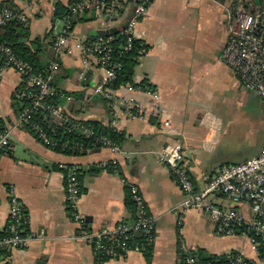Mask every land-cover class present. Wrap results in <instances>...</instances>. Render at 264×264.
Wrapping results in <instances>:
<instances>
[{"label": "crops", "instance_id": "obj_1", "mask_svg": "<svg viewBox=\"0 0 264 264\" xmlns=\"http://www.w3.org/2000/svg\"><path fill=\"white\" fill-rule=\"evenodd\" d=\"M72 1L0 0V5L27 15L30 41L50 36L44 43V69L57 57L52 44L64 26L61 19L55 18V6L60 3L69 7ZM235 1L153 0L149 5L135 31V40L148 52L139 60L134 82L146 80L161 96L160 115L155 119L129 118L122 104L124 99L135 98L150 108L152 97L148 92L126 88L116 91L111 111L103 99L93 95L103 73L90 72L81 79L80 53L57 57V88L83 96L73 110L72 102L64 101L60 107L77 120L101 122L124 133L126 140L118 151L104 148L98 153L71 157L45 147L32 132L18 127L21 110L16 107V99L22 77L0 67V127L10 135V146L0 158V233L5 232L9 221L13 191L24 207L25 230L30 236L26 250L13 252V264H96L92 248L78 237L79 225L66 202L62 166L73 165L81 168L79 213L90 232L134 223V208L130 211L126 204V188L130 186L138 188L155 219L151 261L148 252L131 253L105 264H184L188 255L200 251L218 257L242 253L253 264H264L247 237H218L214 225L197 210L188 211L179 226L174 210L184 197L169 169L157 157L166 147L183 143L185 166L196 190L204 191L208 181L224 167L261 154L264 102L245 90L220 60L230 36L227 12ZM133 8L131 2L129 13ZM89 14L84 19L73 18L72 47L105 32L94 13ZM129 16L115 28L125 27ZM164 121L170 122L171 135L162 130ZM113 162L116 166L100 167ZM209 199L219 208H228L222 196ZM239 210L250 218L247 206ZM0 264L8 263L0 260Z\"/></svg>", "mask_w": 264, "mask_h": 264}, {"label": "built area", "instance_id": "obj_2", "mask_svg": "<svg viewBox=\"0 0 264 264\" xmlns=\"http://www.w3.org/2000/svg\"><path fill=\"white\" fill-rule=\"evenodd\" d=\"M153 0H78L70 6L73 17H83L93 12L104 31L115 28V25L125 18L132 17L125 24L119 35L126 42L121 46L120 56L129 53L135 42V31L138 24L147 14ZM134 4L129 13L127 6ZM243 0H236L227 12L229 22V41L220 55V60L231 69L241 86L255 93L264 102V13L251 14L242 8ZM63 29L53 41L52 49L57 57L61 55L82 56L81 79H86L90 72L103 73L100 82L94 87L93 95L108 102L111 111L115 108L113 102L115 92L110 86L121 69L115 58L114 41L116 36L99 37L90 41L77 43L72 47L73 21L71 17L61 19ZM17 22L28 26L27 15L16 9L0 7V30L9 23ZM1 70H13L18 73L23 84L17 93L18 99L25 105L18 119V127L28 126L34 137L45 147L56 150L59 148L55 139L58 129L73 118L63 109L47 100L57 96L54 87L55 73L60 68L58 62H52L47 72L35 70L33 65L21 59L7 44L0 42ZM123 88L129 91L137 90L131 85ZM122 89V88H121ZM152 97L150 108L135 98L124 99L122 104L126 114L133 119H155L160 115L161 96L155 90L147 91ZM67 102H73V97L62 96ZM37 116L41 121H35ZM162 130L171 135V124L163 122ZM77 127L73 126L74 131ZM83 133L89 135L85 129ZM107 148L118 151L119 147L104 140ZM10 146V135L7 130L0 134V158ZM62 148L68 149V144ZM157 157L163 166L169 169L182 194L183 201L174 210L178 217L179 226L184 221L185 214L197 210L205 215L215 227L218 237H247L258 251L257 239L264 242V148L261 154L245 163L224 167L212 177L204 191L196 190L191 176L185 166L184 145L176 142L161 150ZM116 166V162L104 163L101 168ZM65 177L66 202L73 220L79 225L78 237L84 239L92 248L96 264L119 260L131 253L146 254L156 240L155 219L151 216L148 204L141 192L135 186H130L131 198L134 203V223L120 224L113 229H103L90 232L85 220L79 213L82 198L80 182L81 168L79 166H62ZM210 196H222L228 201V208L222 209L210 201ZM11 209L5 232L8 235L0 237V260L13 264L12 254L29 247L30 236L25 230L27 224L24 207L17 197L11 193ZM241 206H247L250 218L246 219L240 212ZM228 264H253L242 253L228 254ZM264 262V261H263ZM184 264H197V260L188 255Z\"/></svg>", "mask_w": 264, "mask_h": 264}, {"label": "trees", "instance_id": "obj_3", "mask_svg": "<svg viewBox=\"0 0 264 264\" xmlns=\"http://www.w3.org/2000/svg\"><path fill=\"white\" fill-rule=\"evenodd\" d=\"M77 1L78 0H73L70 6ZM219 1L224 2L225 0ZM70 6L65 7L60 3H57L55 6V18L59 20L66 17H71L74 27L75 19H73L74 17L71 15ZM0 7L15 9L8 5H0ZM242 8L251 14H257L258 12L264 13V0H253V3L251 0H243ZM89 13L91 12L86 13V15L83 16V19L86 18L85 16H90ZM86 20L88 21L89 19ZM30 36L31 35L28 26L19 24L17 22L9 23L0 30L1 43L9 45L21 59L33 65L35 70L39 72H47L48 68H42L41 62L45 56L44 43L49 39L50 36L48 35L44 39L36 38L32 41H30ZM125 44L126 42L124 38L118 34L115 37L114 47L116 49L115 58L117 62L121 64V69L117 73V77L110 88L113 90H120L127 85H131L135 89L143 92L155 90L152 86L149 85L146 80L141 82L140 84H136L134 82L135 69L139 63L140 58L148 52V48L145 47L141 42L135 40L132 51L129 53H125L123 56H120L119 48ZM53 62H60L59 58H53ZM54 87L57 89L58 94L57 96L47 100L48 103L61 106L62 102L66 101V99H64L62 96L73 97L74 101L71 103V107L73 110L74 107H77V104L79 105V103L83 99L82 95H70L60 91L57 88L55 80ZM105 103L108 104L107 101H105ZM24 105L25 104L21 102L17 97L16 107L18 108V111L21 110L22 112ZM35 121L40 122L41 117L37 116L35 118ZM70 121V123H65L61 129H58L57 134L55 135V139L59 144V148L55 150L57 153L71 157H80L87 154L98 153L102 149L107 148L104 144V140L110 141L119 148L126 140V136L124 133L113 129L112 127L106 126L101 122L83 121L77 120L75 118H71ZM73 126L77 127V129H75L74 131H70L71 129H73ZM24 129L28 132H32V130L28 126H25ZM81 129L87 130L89 132V135L83 133ZM4 131L5 129L0 127V134ZM67 144L68 149L62 148L63 145ZM126 204L128 209L130 211H133L134 203L132 201L130 189L128 187L126 188ZM7 235V231L4 233H0V237H5ZM257 243L259 256L261 260L264 261V242L260 238H258ZM192 256L197 260V264H228L224 256H211L202 251L193 254ZM182 258L184 259V256H182ZM147 259L148 261H151V253H149V251L147 253Z\"/></svg>", "mask_w": 264, "mask_h": 264}, {"label": "water", "instance_id": "obj_4", "mask_svg": "<svg viewBox=\"0 0 264 264\" xmlns=\"http://www.w3.org/2000/svg\"><path fill=\"white\" fill-rule=\"evenodd\" d=\"M132 17H130L129 20H131ZM122 30H124V27L122 28H113L109 31L98 33L99 37H110V36H117Z\"/></svg>", "mask_w": 264, "mask_h": 264}]
</instances>
